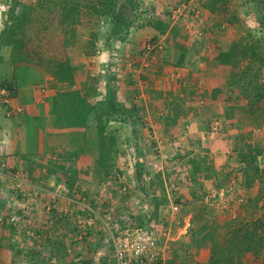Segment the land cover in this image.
Segmentation results:
<instances>
[{
  "label": "rangeland",
  "instance_id": "rangeland-1",
  "mask_svg": "<svg viewBox=\"0 0 264 264\" xmlns=\"http://www.w3.org/2000/svg\"><path fill=\"white\" fill-rule=\"evenodd\" d=\"M180 3L184 5V10L173 23L171 9ZM210 6L215 8L211 10L216 15L214 20H217L215 32L217 34L223 32L229 39L234 38L230 56L226 57L230 72L227 73L229 68L224 69L222 76L225 78L227 74L224 79L227 81L223 88L224 99L230 101L235 98V102H232V105H228L227 101L223 102V105L220 104L221 113L205 121L206 123L217 121V130L213 131L210 124L203 127L204 139L200 138L201 142H191L188 146L192 155L187 159L188 163L177 156L175 159L169 158L164 163L159 147H156L154 132L152 129L146 131L142 125L143 113L132 115L126 111L129 108L124 106L129 105L133 100L143 98L137 94V96L126 94L123 99L126 103L117 102V111L109 112L108 109L107 114L92 113L88 117L89 126L86 129L90 133L91 143H85V147L79 150L84 149L90 155L96 154L98 150L101 152L100 157L92 156L93 170L91 175L87 174L92 178L91 182H87L91 186L88 193L94 195V198L86 199L89 203L84 205L76 204L73 208L69 206L66 212L64 209L59 210L57 216L48 218V222H39L44 223L43 225L32 218L33 213L28 205L18 206L14 202L30 203L39 196V193L44 192L45 190L42 189L45 187L44 175L38 170L34 172L29 169V158H22V163L18 164V167L13 163L7 166L0 161V232L9 233L10 239L5 242L7 250L12 251L6 256L0 252V264H107L112 254V240L109 233H116L111 225L108 227L105 225L106 222L109 223L106 215L110 213L118 221L121 216H129L132 225H144L156 233H159L161 226L165 225L170 226L171 233H190V248H188L190 253L185 252L186 248L176 247L175 264H195L194 248L207 244H210V253L205 264H264V166L258 162V157L264 155V0H138V8L130 13L132 23L128 29L117 30L115 24L104 17L94 19L95 21H91L90 24L83 22L69 35V44L64 51L57 50L60 41L54 36L53 28L49 26L45 29L50 17V14L45 12V4L37 5V0H0V34L3 29L10 28L18 22L19 14L25 13L23 25L16 30L15 37L25 43L26 49L30 52L29 62H39V54L36 52L39 45L43 54L44 50L46 52L41 55L42 58L50 54L63 56L65 53L72 65L73 84L68 86L55 81L56 94L60 90L74 91L77 96H75L76 102L73 100L72 103L78 104L79 100H83L81 97L83 93L88 102L87 97L102 88L116 91L118 87L123 86L132 85L135 88L141 84L144 86L143 80L149 62L153 56L165 50L168 39L181 42L182 39L187 40L189 37L198 39L202 34L205 35V31L201 29L206 24V15L208 11L210 12ZM21 20L22 18L19 22ZM221 22L229 23L233 29L226 31L227 26H221ZM154 26L159 27L161 32ZM151 28L161 34L146 33L148 29L152 31ZM235 31L236 35L233 36L231 33ZM154 39L162 41L161 48L144 53L143 44ZM132 43L139 47L138 50L128 53L129 55L121 53L122 49ZM218 53L221 55V52ZM2 54L12 57L14 48L0 45L1 57ZM136 54L137 56L134 57L133 55ZM219 59L224 60L225 56ZM145 63L147 66L144 65ZM42 64L43 66H32L42 70L46 77L53 78L51 68L45 66L44 62ZM124 67H127L126 70ZM132 68L139 71L138 78L131 77ZM121 72H125L127 78L125 77L121 84H117L114 75L117 76ZM0 96L3 100V95ZM102 101L97 99L93 103H88L100 108L98 104ZM115 101H117L116 96ZM0 102L2 103L1 100ZM63 104L64 101L58 104L56 112L63 123L71 124L75 118H65L69 115L65 108L69 107L67 102L66 105ZM124 113H130L128 116L137 120V131L142 140L136 144L131 141L122 147L113 133L114 127H106L107 135L100 136L99 125L104 131V120H113L116 116L122 117ZM235 114L236 117H232ZM4 118L6 119L0 114V121ZM232 118L237 121L239 132L234 134L231 145L229 141L228 145L224 141L229 146L227 150L229 152H216V154L210 152L209 140H216L212 135H217L226 127L227 132L232 130L228 127ZM117 130L125 137L129 127L117 128ZM144 146H149V150ZM136 147L138 149L135 154L129 152ZM180 147L179 144L178 148ZM120 149H122L121 158L117 157L115 152ZM183 150L188 149L183 148ZM232 150L234 153H231ZM201 152L203 162L195 157ZM206 157L212 161L211 166ZM61 160L70 162L68 158ZM34 167L36 168V164ZM184 167H189L191 170L192 167L201 168L202 172L205 171V179L211 176L208 180H212L198 185V180L194 179L197 175L187 174L186 176H191L190 180L196 186L190 195L191 201L183 207L181 201L180 209L174 214L172 221L168 220L165 223L161 211L164 212L166 208L165 206L160 208L158 205L167 201L169 196L167 193L171 194L175 191L174 184H177L175 181L185 177L184 174L181 175L184 171L181 168ZM216 167L224 168L222 171H225V174H219ZM201 176L200 174L199 179ZM80 177L89 180L88 177L75 175V178ZM39 178H43L44 183L39 181ZM105 178L109 179L113 187V190H110L111 196H106L105 200H110L113 193L117 194L116 199L118 198L120 204L123 203L122 206H112L104 202L101 197H96L103 190L102 187H106L103 183ZM69 181V179L65 180L67 188L70 189L69 197L74 196L77 201H81L79 196L82 192L87 195V191L83 189L77 191V188L74 190L70 187ZM98 181L102 186L97 183ZM210 182L214 186L210 185ZM46 183L48 184V181ZM32 185L38 190H35L36 194L30 195L26 188ZM123 185L126 187L124 190ZM220 189H223L222 196L218 195ZM249 190L250 192H247ZM59 191L61 194L64 192V196L68 193V190ZM177 195L179 196V193ZM96 198L101 201L93 205ZM83 213L86 215L84 216ZM87 213L93 217L90 218L91 221L93 220L91 224L84 222L88 217ZM185 214L191 215L190 225L186 222ZM95 216L96 218L102 216V223L99 219L95 221ZM119 224L123 227L126 223L120 220ZM24 245H27V248ZM172 251L173 247L169 258ZM50 253H54L52 254L54 257H50Z\"/></svg>",
  "mask_w": 264,
  "mask_h": 264
},
{
  "label": "crops",
  "instance_id": "crops-1",
  "mask_svg": "<svg viewBox=\"0 0 264 264\" xmlns=\"http://www.w3.org/2000/svg\"><path fill=\"white\" fill-rule=\"evenodd\" d=\"M206 16V24L204 28L201 29L205 31V35L202 34L201 36L202 38L199 37L197 39L196 37H189L187 40L182 39L181 42L178 41L179 43L175 40L168 39L167 44H165V50L152 57L144 76V86L138 83L141 85L137 88L129 85L118 87L116 91L102 88L98 92H92L87 97L89 99L88 102L92 103L97 99L100 101L106 100L110 92L116 96V103H123V101L126 103V100H123L126 94L142 97L143 99L133 100V103L131 102L129 105L125 104L124 106L129 108L126 111L130 112L132 115L143 113V119H141L143 120L142 125L146 131L152 129L154 132V138H156L155 143H157L156 147H159L160 156L163 157L164 163H166L169 158L171 159L174 157L175 159L176 156L188 163L187 159L192 157L190 148H188L189 144L191 142H201L200 138H203V127L207 124L211 125V123H206L205 121L217 113H221L219 111L220 104L223 105V102L229 100L224 99L223 91L225 89L223 88L227 83L224 79L227 77V74L224 78L222 76V71L229 68L227 72L229 73L230 66L228 62L226 63L219 59L220 53L218 52H227L230 50L234 38L229 39V37H225V33L218 32L217 34L215 32L217 20H214L216 15L213 11H208ZM221 23V26H227L226 31L228 29H233L229 23ZM147 32H149L150 35L161 34L155 29H152V31L148 29L146 30V33ZM235 33L236 31L231 34L235 36ZM138 48L132 43L127 48H124V50L122 49L121 53L129 55L128 53L138 50ZM133 56L136 57L137 54ZM126 68L127 67H124V70H126ZM125 77L127 78L125 72H121V74L117 76L114 75L117 84H121ZM8 82L10 83L8 87L11 86V89H6L11 95L10 101L8 105L0 102V114L6 117V119L4 118L0 121V161H3L7 166L13 163V165L18 167V164L20 165L22 163V158H29V169L31 168L34 172L38 170L41 175H44L43 178H45V183L42 180L43 178H39L40 180L37 179L45 184V187L42 188L45 191L39 193L36 199L32 201L29 200L31 201L30 203L14 202V204L18 206L19 204L21 206H25V204L28 205L33 213L32 218H35L34 220L39 223L42 221L48 222V218H54L53 215L57 216L59 210L62 211L64 209L66 212V208H69V206L73 208L76 204L84 205L89 203L86 199L90 200L94 198V195L92 196L88 193L91 186L87 183L92 181L90 176L91 170H93L92 156L96 157L98 155V157H100L101 155L98 148L97 150L99 152L96 151L94 155H90V153L87 151L85 152L84 149L79 150V148L85 147V143H91V138L89 137L90 133H88L89 131L86 129L89 124L87 123L86 127L55 125L54 98L57 91L55 80L46 77L38 67L23 64L15 66L10 55L2 54L0 60V89L4 87L2 84ZM116 83L114 82V84ZM0 100L2 101L1 96ZM232 102H235V98L227 101V104L232 105ZM7 113H9V115ZM129 114L124 113L122 117L116 116L113 120H104L103 122L105 129L103 134L107 135L106 127H114L115 132L113 133L118 139V142H121L122 147L131 141H134L136 144L142 140L137 131V120H135V118L131 119L128 116ZM232 117H236V114ZM224 121L226 122L228 120ZM234 121L236 122L235 124ZM92 122L93 121H90V123ZM230 122L228 127H231L232 130L227 132L226 127L221 129V132L217 135H212V138H216V140H209L208 150L210 152L216 154V152L223 153L228 150V141L231 145L234 134L239 132L237 121L233 119ZM122 127H129L125 137L117 130V128ZM224 141H226L227 145ZM179 144L181 146L180 148H178ZM137 147L131 150L132 152H129H136L138 149ZM145 148L149 150V146ZM183 148L189 151L183 150ZM121 151L122 149L115 151L117 157H122ZM126 153H128V151H126ZM231 153H234V151L232 150ZM199 154V156L195 157L201 159L203 162L202 152ZM222 156H224V154ZM210 157L212 158L211 154ZM61 158H68L70 162L62 161ZM206 158L209 160L208 157ZM258 162L264 166V155L263 157H261V155L258 157ZM35 164L36 168L34 167ZM209 164L211 166L212 161L209 160ZM31 165H33V167ZM160 167L163 168V166ZM181 169L184 170L181 175L184 174L185 177L175 181L177 184H174V190L176 191L174 192L176 194L179 193L180 199L183 202V207L187 205V203H190L192 190L196 189V186H194L195 184L190 180L191 176L187 177V174L197 175L194 179L198 180V185H202L212 179L208 180V173V177L205 179V171L202 172L201 168L197 169V167H192L191 170L189 167H184ZM164 170L168 172L167 169ZM216 170H218L217 172H219V174H225V171H222L224 168L220 169L216 167ZM87 174L90 175L88 176ZM200 174L202 176L199 179ZM75 175L76 177L77 175L88 177L89 180L82 179V177H80L81 179L75 178ZM31 178L33 179L32 174ZM68 179L70 180V187L74 190L77 188V191L82 189L87 191V195L85 192H82L81 196H79L81 201H77L74 196L69 197L70 189L69 187L67 188V183L65 182V180L68 181ZM105 179L103 183H105L106 187H102L103 190L99 193V196L96 197H101L104 202L112 206H122L123 203L120 204L118 198L116 199L117 194L113 193L110 200H105L106 196H111L110 190H113L111 186L112 183H110L108 178ZM47 181L48 184L46 183ZM97 183L100 184V181ZM60 184H64L67 188V195L64 196V192L62 194L60 193V189L57 188ZM209 184L214 186L211 182ZM36 185L37 184H35V186ZM35 186L32 185L26 188L30 195L36 194L35 190L37 187ZM103 191L104 193H102ZM247 192H250V190ZM167 195L170 194L167 193ZM98 198H96L93 203H90L93 205H96V203L98 204V201H101L98 200ZM168 203L169 200L164 203H159L158 206L161 208ZM161 212V214L164 215V212ZM25 215H27V212H25ZM83 215L85 216L86 214L83 213ZM87 215L88 217H86L84 222L91 224L93 220L91 221L90 218L93 217L89 213H87ZM185 216L187 224L190 225L191 215L185 214ZM94 218L95 221L97 219V221L100 220L102 223V216H98V218L95 216ZM39 224L43 225L44 223ZM91 229H93V227ZM89 231L91 230L89 229ZM173 234L176 239L172 242L171 247H173V251L171 258L166 260L167 264H175L174 249L176 253V247L186 248L185 252H188V254L190 253V249H188L190 248V233ZM90 235H92V233H90ZM7 239H10L9 233L0 232V252H3L4 256H6L8 252L9 254L12 253V251L10 252L7 250V243L5 242ZM24 247L27 248V245H24ZM194 249V253L196 252L194 254V263L205 264L209 259L210 244ZM50 254V257H54L52 256L54 253ZM4 256L3 258H5Z\"/></svg>",
  "mask_w": 264,
  "mask_h": 264
},
{
  "label": "trees",
  "instance_id": "trees-1",
  "mask_svg": "<svg viewBox=\"0 0 264 264\" xmlns=\"http://www.w3.org/2000/svg\"><path fill=\"white\" fill-rule=\"evenodd\" d=\"M45 4V12L50 14L48 19V25H46L45 29H48L49 26L53 28L54 36L59 39V49L60 51H64L69 44V35L76 31L77 27L81 25L83 22L90 24V22L98 20L100 17H104V19L109 20L110 23L115 24V29L122 31L123 29H128L132 21L130 20V13L138 8V0H37V5ZM210 11L215 10L214 7L210 6ZM23 16L25 13L19 14L18 22L15 23L12 27L3 29L0 34V45L2 46H12L14 48V55L12 56V60L14 65H42L43 62L45 66H49L52 70V76L55 81L59 83L68 84L71 86L73 84L74 74L72 71V65L69 61L68 56L64 53L63 56L58 54H50L48 57L42 56L46 53L44 50L41 51L38 46L39 54V62L30 63L29 55L30 52L26 49L25 43L23 44L19 39L15 37L16 30L19 29L23 25ZM22 18L21 22L20 19ZM159 31L161 32L159 27ZM49 36V34H48ZM43 50V49H42ZM232 50V46L230 50L227 52H221L219 58L221 56H225L223 62H228L226 57L230 56V51ZM42 55V56H41ZM0 55V60H1ZM45 60V61H42ZM42 62V63H41ZM229 63V62H228ZM5 88H10V83L2 84ZM77 95H75L74 91H58L54 98V115L55 125H65V126H79L86 127L88 117L93 114H107L109 109L117 111V103L115 101V96L112 92L109 93V97L100 102L98 105H91L85 100V94H81L82 101L79 100L78 104L72 103V101L76 99ZM63 105L68 104L69 108H65L68 110V117L65 118H75V120L70 123H63L61 121V117H59L56 110L58 109V104L63 102ZM76 102V101H75ZM60 107L62 105L60 104ZM64 107V106H63ZM106 121H109L107 119ZM102 124V123H100ZM100 136L103 134V127L99 125ZM101 146V145H100ZM175 195H177L175 193ZM169 200V196H167V201ZM177 202L181 203L180 196L177 195L175 199Z\"/></svg>",
  "mask_w": 264,
  "mask_h": 264
},
{
  "label": "built area",
  "instance_id": "built-area-1",
  "mask_svg": "<svg viewBox=\"0 0 264 264\" xmlns=\"http://www.w3.org/2000/svg\"><path fill=\"white\" fill-rule=\"evenodd\" d=\"M180 3L171 9V19L175 23L179 16L184 10V5ZM162 41L151 40L143 44L144 53L150 52L156 48H161ZM144 65L147 66L145 63ZM139 71L131 69V77L138 78ZM0 94L3 95L4 99L2 103L8 105L11 95L5 87L0 89ZM9 115V113H7ZM217 121L211 123V129L213 131L217 130ZM60 190H67L64 184L57 186ZM122 189H126L123 185ZM223 189L218 192L219 196H222ZM177 195L172 192L169 195V203L165 205L164 209V222L167 223L172 221V217L180 209L181 203L177 202L175 199ZM106 220L109 221L105 223L111 225V228L115 230L116 233H110L112 240V254L111 258L107 264H167L166 260L169 259L171 252L172 242L175 241V236L171 233L170 226H161L159 233L154 230L144 226V225H132L129 216L119 217V221L123 220L126 224L122 227L119 221L110 213L106 215ZM165 217H167L165 219ZM100 264V263H95Z\"/></svg>",
  "mask_w": 264,
  "mask_h": 264
}]
</instances>
